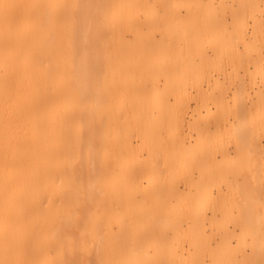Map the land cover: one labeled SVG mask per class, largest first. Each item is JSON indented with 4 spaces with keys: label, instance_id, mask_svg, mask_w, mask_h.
<instances>
[{
    "label": "bare ground",
    "instance_id": "6f19581e",
    "mask_svg": "<svg viewBox=\"0 0 264 264\" xmlns=\"http://www.w3.org/2000/svg\"><path fill=\"white\" fill-rule=\"evenodd\" d=\"M0 264H264V0H0Z\"/></svg>",
    "mask_w": 264,
    "mask_h": 264
}]
</instances>
